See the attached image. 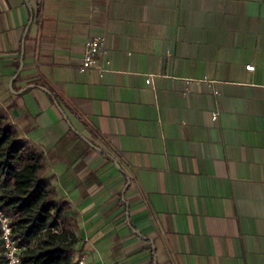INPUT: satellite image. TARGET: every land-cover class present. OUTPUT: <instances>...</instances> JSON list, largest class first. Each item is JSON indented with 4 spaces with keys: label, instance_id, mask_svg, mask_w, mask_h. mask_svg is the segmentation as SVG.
Wrapping results in <instances>:
<instances>
[{
    "label": "crops",
    "instance_id": "1",
    "mask_svg": "<svg viewBox=\"0 0 264 264\" xmlns=\"http://www.w3.org/2000/svg\"><path fill=\"white\" fill-rule=\"evenodd\" d=\"M100 32L110 70L80 73ZM0 109L75 257L264 264V0H0Z\"/></svg>",
    "mask_w": 264,
    "mask_h": 264
},
{
    "label": "trees",
    "instance_id": "2",
    "mask_svg": "<svg viewBox=\"0 0 264 264\" xmlns=\"http://www.w3.org/2000/svg\"><path fill=\"white\" fill-rule=\"evenodd\" d=\"M45 169L44 153L22 137L0 109V206L12 217L22 264H76L79 240L71 204L58 197Z\"/></svg>",
    "mask_w": 264,
    "mask_h": 264
},
{
    "label": "built area",
    "instance_id": "3",
    "mask_svg": "<svg viewBox=\"0 0 264 264\" xmlns=\"http://www.w3.org/2000/svg\"><path fill=\"white\" fill-rule=\"evenodd\" d=\"M111 60L109 58L108 39L104 33H96L85 42L84 53L81 62L77 66L80 73L97 70L103 76L110 70ZM247 70H254V65H247ZM147 83L152 84V78ZM216 91L215 94L219 95ZM213 120L218 118V113L213 114ZM0 241L3 253L0 255L4 264H22L21 247L18 240L13 236L12 217L0 206ZM76 264H92L84 256L74 258Z\"/></svg>",
    "mask_w": 264,
    "mask_h": 264
},
{
    "label": "water",
    "instance_id": "4",
    "mask_svg": "<svg viewBox=\"0 0 264 264\" xmlns=\"http://www.w3.org/2000/svg\"><path fill=\"white\" fill-rule=\"evenodd\" d=\"M27 31H28V27L26 28V32H25V35H24V40H23V42L25 41V37H26V35H27ZM23 66V58H22V60H21V67ZM11 88H12V85H13V80H12V82H11ZM47 92H48V90L47 89H45ZM50 93V92H49Z\"/></svg>",
    "mask_w": 264,
    "mask_h": 264
}]
</instances>
